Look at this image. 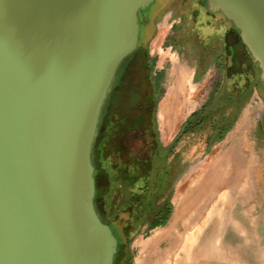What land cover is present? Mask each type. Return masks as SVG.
<instances>
[{"label":"water","instance_id":"95a60500","mask_svg":"<svg viewBox=\"0 0 264 264\" xmlns=\"http://www.w3.org/2000/svg\"><path fill=\"white\" fill-rule=\"evenodd\" d=\"M264 90V0H204ZM155 0H0V264H115L93 152L118 71Z\"/></svg>","mask_w":264,"mask_h":264},{"label":"rangeland","instance_id":"374dc122","mask_svg":"<svg viewBox=\"0 0 264 264\" xmlns=\"http://www.w3.org/2000/svg\"><path fill=\"white\" fill-rule=\"evenodd\" d=\"M156 1L158 2L155 0V3ZM154 9L152 5L146 11L140 12V19L143 22L140 44L145 39L143 46L148 48L155 59L153 73L157 75L160 84L156 109L158 137L160 145L168 152L165 164L171 167L164 194L159 201H155V204L159 206L160 201L167 202L171 206V216L165 225L152 229L156 224L154 219L158 210L149 209L142 213L136 223L135 218L128 213L121 214L118 224L121 226L123 223L127 224L129 236L128 239H123L124 245L119 249L115 263L128 264L130 260L136 264H201V261L208 257L209 264H264V90L259 81L257 64L247 49H238L239 58L251 67L259 85L248 102L249 104L251 102L249 105L251 111H247V103L231 131L221 141L216 142L218 136L213 131L212 123L207 122L194 127L197 121L192 118L209 102L221 78L218 70L213 67L208 71L204 69L196 72V69L201 68L202 56L209 40L214 48L216 41L220 39L225 18L209 13L204 0H165L160 8L155 10L156 12ZM150 14H153L151 18ZM186 29L188 34L184 36ZM177 35L182 36L179 42L176 40ZM212 35L215 36L214 40ZM175 42L178 50L173 46ZM172 96L176 100L181 116L178 123H174L175 126L173 122L169 123L170 127L174 128L169 129L168 134H164L161 129V105ZM125 105L126 101L118 106L120 116L114 121L117 124L126 120L122 111ZM217 116L215 118H218ZM127 120L129 123L125 122L126 125L136 126L134 119ZM145 138L148 137L143 135L141 141H148ZM232 145L240 155L239 159L242 162L240 170L245 176L241 178L242 180L240 176L234 186L228 187V181H232L229 180L231 177H228L230 176L228 173L234 174L236 169L232 163L230 165L226 163L224 167L226 170L222 168L225 172H221L225 175L217 182L218 185L213 184L210 186L212 189H209L205 178L216 168L215 163L219 164L214 159L221 155L224 156V161L229 159L228 154ZM223 159L219 161L223 162ZM94 163L97 173L96 206L103 209L106 204L105 195L108 192L105 188L109 185L110 174L103 169L99 146L95 149ZM216 187L221 192H218ZM226 187L230 192H227L229 190ZM196 188L198 192L194 194ZM203 197H207L210 202ZM201 199L202 202L198 203ZM113 200L116 201L115 206L122 207L124 199L118 193L115 192L109 205H113ZM204 202L206 210L202 208L201 211L208 212L203 214L202 226L201 218L196 221V225L193 219L196 215L195 210L193 211L195 203L198 208L205 204ZM183 207L185 214L182 215L180 209L184 210ZM187 218L193 219L191 222L194 224H189L191 222ZM105 219L109 223L112 222L110 215L105 216ZM116 223L113 222L111 225L117 228ZM187 223L190 227L187 228L190 234L188 239L184 235H187L184 230ZM118 230L121 236V228ZM180 235L185 236V239L180 238ZM171 240L175 243L180 240L176 248L171 247L169 243ZM211 251L215 252L213 256Z\"/></svg>","mask_w":264,"mask_h":264},{"label":"flooded vegetation","instance_id":"af4514ba","mask_svg":"<svg viewBox=\"0 0 264 264\" xmlns=\"http://www.w3.org/2000/svg\"><path fill=\"white\" fill-rule=\"evenodd\" d=\"M164 1H156L153 4L154 11L158 10ZM212 15H220L224 18L221 14ZM152 16L153 14H150V18ZM142 23L140 19V25ZM224 23L221 37L216 41L214 48L209 40L202 56L201 68L197 67L196 72L204 69L208 71L212 67L218 69V65L221 64L222 67H226L227 76H233L236 30L225 19ZM176 40L177 42L181 41L182 36L177 35ZM143 42L141 44L139 42L140 45L135 54L126 60L118 71L102 110L93 158L95 149L99 146L103 169L106 172L109 171L110 174L109 185L105 188V191H108L105 195L106 204L103 208L109 206L112 191L115 189V192L124 199L122 206L131 199L133 207L125 214L128 213L135 218V223L137 218L149 209L158 210L154 219V223H158L164 218L165 212L163 211L168 203L160 201L157 206L155 201H159L164 194L166 182L171 174V167L165 164L168 152H165L163 146L160 145L158 137L156 109L160 84L156 78L157 75L153 73L155 59L148 48L143 46ZM177 42L173 45L176 50H178ZM214 49L220 55L219 60ZM124 101H126V105L122 107V111L126 117L125 122L129 123L128 118L134 119L133 122L136 124L134 127L121 121H117L118 124L114 122L120 116L118 106L122 105ZM143 135L148 137L145 138L148 141H143L145 143L141 141ZM97 210L99 213L103 209L97 207ZM100 217L102 218L101 215ZM105 221L106 219L103 222L107 223ZM108 225L116 237H120V232L115 230L116 227ZM122 226L123 228L128 227L126 223H123ZM120 248L121 246H119Z\"/></svg>","mask_w":264,"mask_h":264},{"label":"trees","instance_id":"16d2710c","mask_svg":"<svg viewBox=\"0 0 264 264\" xmlns=\"http://www.w3.org/2000/svg\"><path fill=\"white\" fill-rule=\"evenodd\" d=\"M236 33V42L234 43L235 54L233 76L228 77L226 73V67H222L221 64L218 65L217 70L221 77L220 81L213 90L209 102L201 109V111L195 113L192 118L196 119L197 121V124L194 127L204 125L207 122L212 123L213 131L218 136L216 142L221 141L225 137V135L231 131L236 120L238 119L240 112L250 101L251 97L253 96L254 90L258 89L259 85L257 78L251 71V67H249L245 62H243L238 56V49L245 47L242 44L237 31ZM187 34L188 33L186 29V33L184 36H186ZM211 37L214 40L215 36L212 35ZM217 56L219 60L220 55L218 52ZM216 115H218V118H215ZM113 182H115V180H113ZM111 196L112 198L115 196V189H113ZM115 202L116 201L113 200L112 206L109 205L107 206V208H103V210L99 211V213L102 216L103 220L105 219V216L110 215L112 221L111 223L117 222V228H115V230L119 232L118 228H121V225L118 224L120 215L128 212L133 207V205L131 199L126 203V205L122 206L121 208L115 206ZM163 212H165L164 218L158 223H156L152 229L158 226L165 225L167 223L171 216V206L168 204ZM111 223L107 222L106 224ZM121 231L122 235L118 238L121 242L120 246H123V239H128L129 231L125 227L121 228ZM128 264H131L130 260Z\"/></svg>","mask_w":264,"mask_h":264},{"label":"bare ground","instance_id":"6f19581e","mask_svg":"<svg viewBox=\"0 0 264 264\" xmlns=\"http://www.w3.org/2000/svg\"><path fill=\"white\" fill-rule=\"evenodd\" d=\"M186 85H187V83H186ZM185 85V86H186ZM175 94V93H174ZM173 94V96H175ZM173 96L172 97H169L168 98V100H166L165 102H163L162 103V105H161V111H160V116H161V122H162V124H161V126H162V131H163V133H167L168 134V132H169V129H171L173 126H175L178 122V120H180L179 118H180V111H179V107H178V105H177V103H176V100H174V98H173ZM187 97V96H186ZM177 102H179V101H177ZM178 107V108H177ZM170 122H173V126L172 127H170L171 125H169V123ZM176 122V124L174 125V123ZM174 128V127H173ZM228 149V148H227ZM234 149V148H233ZM233 149H231L230 151H229V154H228V158L230 159V161L228 162V160L229 159H227V160H223V162L222 161H219V162H217V163H219V164H216L215 162V165H216V168L215 169H212L210 172H209V176H206V178L205 179H207V183H206V186L207 185H209V189H212V188H210V186L212 187L213 186V184H217V182L218 181H220L221 180V178L223 177V175H225V173H221V172H225V171H222V168H224L225 166H226V163H229V165H230V163H232V165H234L235 166V171H236V173H234V174H231V172H230V174L228 173V175H230V176H228V177H231V179L229 178V180H232L231 182H229L228 180V184H229V186L228 187H230V185H232V186H234L235 185V183H236V180H238L239 179V177H240V179L242 178V177H244L245 175H243L242 173H241V170H240V164L242 163L241 162V160L239 159L240 158V155L237 153V151H235V149L233 150ZM218 156V155H217ZM220 157H224V156H220ZM220 159V158H219ZM218 161V160H217ZM214 163H212V167H214L215 165H214ZM214 165V166H213ZM212 167H210V168H212ZM228 167V166H227ZM229 168V167H228ZM209 169V168H208ZM224 170H226L225 168H224ZM228 170H230V169H228ZM227 170V171H228ZM231 171V170H230ZM246 172V171H245ZM200 177V176H199ZM202 177H204V175L202 176ZM201 178V177H200ZM226 179H227V175H226V177H225ZM245 179V178H244ZM244 179H243V181H244ZM202 180V179H201ZM242 180V179H241ZM198 182H200V181H198ZM245 182V181H244ZM201 184H202V182H200ZM200 183H198V184H200ZM218 185V184H217ZM206 186H204V187H206ZM231 186V188H233ZM241 186H243V182H242V184H241ZM208 187V186H207ZM206 187V188H207ZM217 187H219V186H217ZM216 187V188H217ZM239 187V186H238ZM238 187H237V189H236V191H238ZM198 188V187H197ZM194 189V191H195V193L194 194H197V192H198V189ZM220 188V187H219ZM219 188H217V191H218V189ZM222 188H224V187H222ZM215 189V188H214ZM226 189H227V187H226ZM234 189V188H233ZM216 190V189H215ZM214 190V191H215ZM227 190H229V189H227ZM241 190H243V188L241 189ZM245 190V189H244ZM191 191V190H190ZM211 191V190H210ZM213 191V190H212ZM220 192H221V190H219ZM218 191V192H219ZM232 191V190H231ZM187 192V191H186ZM227 192H230V190L229 191H227ZM215 193V192H214ZM232 193V192H231ZM237 193V192H236ZM210 194H212V193H210ZM216 194V193H215ZM190 195V194H189ZM231 196H232V194H230ZM212 197H214L213 196V194L211 195ZM228 197H229V194H228ZM189 198V197H188ZM187 198V199H188ZM204 198V197H203ZM230 198V197H229ZM205 200H207V202L209 201V199H207V197H205L204 198ZM212 200V199H211ZM202 202V199L200 200V202H198V203H201ZM210 202V201H209ZM205 203V202H204ZM202 206H200V205H198V206H200V207H196L197 206V203H195V207H194V209H193V211L195 210V212H196V215H195V218L193 217V219H195L194 220V223H196V221L198 220H200V218H202V216H203V213L205 212V211H201L202 210V208H204V206L203 205H205L206 206V203L205 204H201ZM184 208V207H183ZM198 210V211H197ZM204 210H206V207L204 208ZM180 211H181V213H182V215L183 214H185V208H184V210L183 209H180ZM200 212V213H199ZM191 213V212H190ZM192 214V213H191ZM187 217H189V215L187 216ZM191 217V216H190ZM187 219H191V218H187ZM192 219V220H193ZM192 220H190L189 222H191ZM197 221V222H198ZM184 222H186V220L184 221ZM183 222V224H185ZM188 222V223H189ZM187 223V224H188ZM193 223V224H194ZM189 224H192V222L191 223H189ZM189 224L187 225V226H184L185 228H184V230H185V232L187 233V235L186 234H184L185 236H187L186 237V239H188L189 237H188V235H190V234H188V232H187V228H190V227H188L189 226ZM192 224V225H193ZM186 225V224H185ZM196 225H197V223H196ZM190 230V229H189ZM203 232V231H202ZM183 233V232H182ZM184 236V237H185ZM181 237H183V235L181 236L180 235V238ZM183 237V238H184ZM179 239V238H178ZM185 239V238H184ZM174 240V239H173ZM199 240V239H198ZM180 241V240H179ZM179 241H177V243H175V242H173L172 240L169 242V243H171L170 245H171V247H175L176 248V246H177V244H178V242ZM192 244V243H191ZM172 248V249H173ZM188 248V247H187ZM181 249V248H180ZM178 250V249H177ZM191 250V249H190ZM169 251H171V250H169ZM166 253V252H165ZM171 253V252H170ZM173 253V252H172ZM174 254V253H173ZM172 254V255H173ZM215 254V252H212L211 251V256H213ZM165 256V255H164ZM163 256V257H164ZM167 256V255H166ZM170 257V256H169ZM166 258H168V257H166ZM164 259V258H163ZM167 260V259H166ZM164 261V260H163ZM168 261H170V260H168ZM167 261V262H168ZM162 262V261H161ZM164 262H166V261H164ZM141 264V263H140ZM168 264V263H167ZM223 264V263H222Z\"/></svg>","mask_w":264,"mask_h":264},{"label":"crops","instance_id":"0c3cea01","mask_svg":"<svg viewBox=\"0 0 264 264\" xmlns=\"http://www.w3.org/2000/svg\"><path fill=\"white\" fill-rule=\"evenodd\" d=\"M140 34H141V32H140ZM145 38H146V37H145ZM139 42H140V41H139ZM249 105H251V102H250V104L248 103V105H247V106H248V110H247L248 112L251 111V110L249 109ZM250 108H251V106H250ZM164 134H166V133H164ZM233 148L235 149V147H234L233 145L230 146V150L233 149ZM234 149H233V150H234ZM238 149H240V147H238ZM219 158H220V157H216V158L214 159L215 162H216L217 160H218V161H219V160H222L224 157H222V158H220V159H219ZM223 160H224V159H223ZM218 161H217V162H218ZM94 164H95V163H94ZM95 168H96V167H95ZM95 178H96V182H97V173H96V170H95ZM96 198H97V197H96ZM95 202H96V200H95ZM206 212H208V211H206ZM206 212H205V213H206ZM203 214H204V213H203ZM202 217H203V216H202ZM202 219H203V218H201V224H200L201 226H202V223H203V220H202ZM205 229H206V228H205ZM202 236H203V234H202ZM201 242H203V239L201 240ZM202 246H204V245H202ZM203 258H204V257H203ZM209 261H210L209 258H208V257H205V258L201 261V264H209ZM211 261H213V259H212ZM131 264H136V262H135V261H132Z\"/></svg>","mask_w":264,"mask_h":264}]
</instances>
